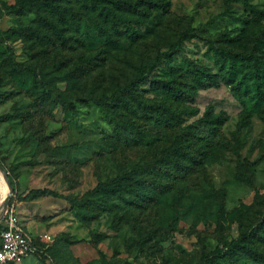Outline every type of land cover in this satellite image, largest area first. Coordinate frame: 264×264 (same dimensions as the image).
Returning a JSON list of instances; mask_svg holds the SVG:
<instances>
[{"label":"rangeland","instance_id":"1","mask_svg":"<svg viewBox=\"0 0 264 264\" xmlns=\"http://www.w3.org/2000/svg\"><path fill=\"white\" fill-rule=\"evenodd\" d=\"M163 1L169 3L166 11L148 8L147 16L130 22L140 36L134 43L119 32L108 37L115 31L113 25L104 21L91 0L85 6L79 3L71 29L81 40L64 50L35 38L31 29L40 34L44 30L32 12L17 16L8 12L16 0H0V160L4 165L0 164L14 181L8 206L20 221H33L32 234L37 241L46 234L52 239L45 256L10 264H197L202 252L236 237L239 229L256 227L264 218V205L256 200L264 196V103L236 97L230 85L220 80L216 87L193 92L187 104L197 114L182 115L178 128H160L147 115L134 112L128 120L134 123L135 131H124V136L116 139L114 124L87 100L86 91L79 90L80 99L72 108H64L55 99L41 108L36 105L37 93L26 90L33 72L18 73L10 67L13 59L34 65L38 72L60 60L72 65L79 54L89 52L96 55L84 66L91 71L86 85L95 80L111 87L123 85L140 62L177 43L172 60L161 59L139 87L144 97L158 99L148 90L150 80L169 78L177 71V80L184 82L179 75L189 61L217 72V47L248 52L264 26V19L255 18L241 3L158 0ZM249 2L264 11V0ZM20 24L30 29H15ZM187 29L194 37L180 40ZM73 65L82 64L78 60ZM64 88L65 84H58L57 91ZM209 107L214 115L225 117L213 128L195 123ZM191 124L194 145L188 150L197 165H190L185 177L164 175L162 170L159 175H146L143 178L149 183L165 184L163 193L155 190L154 200L131 193L126 200L117 199L113 210L100 213L96 219L80 220V204L88 190L135 166H158L155 159L160 150ZM147 168L142 171L147 172ZM32 188H48L59 196L20 203V195ZM219 190L225 193L221 219L214 196ZM8 195L9 187L0 172V212ZM239 207L250 208L243 219H230L228 214Z\"/></svg>","mask_w":264,"mask_h":264},{"label":"trees","instance_id":"2","mask_svg":"<svg viewBox=\"0 0 264 264\" xmlns=\"http://www.w3.org/2000/svg\"><path fill=\"white\" fill-rule=\"evenodd\" d=\"M88 0H16L14 5L8 7V12L17 16H22L26 12L35 15L37 24L43 33H37L31 29V33L38 40H45L46 45L57 46L61 49H71L80 37L76 36L71 27L77 20L75 5H87ZM91 4L104 16V21H109L113 27V32L108 33V37L113 34L125 35L132 43L136 42L140 36L138 32L130 26L133 20L139 22L146 10H157L162 8L167 10L168 1L158 2V0H91ZM227 3H241L255 18L264 19V11H260L252 6L249 0H226ZM146 8V9H144ZM91 10L93 8L91 7ZM118 26L125 29L122 32ZM18 30H29V27H16ZM194 37L192 30H185L180 34V40H189ZM251 50L248 52L232 51L228 47L219 46L216 48L217 72H212L207 68L189 61L183 71L185 81H178V73L174 71L169 78L152 79L149 81V89L156 93L159 98L144 97L139 91V87L145 83L161 59L171 61L174 57L178 44L148 61H142L136 68V73L127 79L123 85L103 86L92 82L87 86V77L91 71H86L84 66L89 64L96 54L83 52L76 57L73 62H81L82 65H69L58 61L56 66H47L38 72L32 64L18 63L10 59V67L14 72L24 71L33 72V80L26 90L37 93L36 105H47L51 100H56L66 109L72 108L74 101L80 99L81 93L86 91L87 100L105 112L109 121L114 124V136L116 139L124 136V131H135V125L129 117V113L141 112L147 115L150 120L160 128L174 130L181 124L182 115L195 116L196 110L192 109L187 103L191 99L193 92L208 87L218 86L220 80L230 85L234 95L238 98L250 97L256 99V104L264 103V26L252 40ZM68 59V58H65ZM82 66V69H81ZM78 73L77 70H80ZM102 71H98L97 77L101 76ZM84 79V80H83ZM83 81V84L81 82ZM58 84H65L62 92L57 91ZM43 108V107H41ZM224 115H214L209 107L201 118L195 123H203L204 126L219 124L224 120ZM193 124L183 127V130L174 136L171 143L160 150L155 163L158 166L139 167L135 166L130 171L116 175L105 181L98 182L92 189L86 192L82 204H80V220L92 221L100 213L113 210L117 206V199L126 200L131 193L138 194L149 200L155 199V190L164 192L165 184L160 182H148L146 175H159V170L166 174H175L177 177H185L190 169V165H197L191 152L188 150L194 145L192 139ZM142 136L143 131L141 132ZM200 153V150H199ZM2 165L3 162L0 160ZM247 166V165H246ZM147 168V172L142 171ZM9 173V172H8ZM243 176V175H242ZM9 177V176H8ZM245 179V177H244ZM14 186V181L11 180ZM58 197L59 194L48 188H32L20 195V201H32L41 197ZM217 199V212L219 218L224 217V197L223 190L214 193ZM258 203L264 205V196H258ZM250 207H239L230 214V219H243L247 209ZM225 219V218H224ZM0 223V231L2 229ZM140 241H144L143 239ZM39 243V242H38ZM41 246L43 244L39 243ZM46 254L49 248L45 250ZM190 264V263H185ZM197 264H264V218L256 226H246L239 229L236 237L221 240L220 243L209 252H202Z\"/></svg>","mask_w":264,"mask_h":264},{"label":"built area","instance_id":"3","mask_svg":"<svg viewBox=\"0 0 264 264\" xmlns=\"http://www.w3.org/2000/svg\"><path fill=\"white\" fill-rule=\"evenodd\" d=\"M0 223L3 226L0 231V264L46 255L45 250L52 240L51 236L46 234L37 241L36 237L23 227L12 207L7 206Z\"/></svg>","mask_w":264,"mask_h":264},{"label":"water","instance_id":"4","mask_svg":"<svg viewBox=\"0 0 264 264\" xmlns=\"http://www.w3.org/2000/svg\"><path fill=\"white\" fill-rule=\"evenodd\" d=\"M0 171L3 173V175H4V177H5L6 181H7L8 187H9V195L6 197V199L4 201L3 209L0 212V222H1V220L3 218V215H4V212H5V210H6L7 206H8L9 198L12 195L14 188H13V186H12L8 176H7L8 173L4 170V168H3V166L1 164H0Z\"/></svg>","mask_w":264,"mask_h":264},{"label":"crops","instance_id":"5","mask_svg":"<svg viewBox=\"0 0 264 264\" xmlns=\"http://www.w3.org/2000/svg\"><path fill=\"white\" fill-rule=\"evenodd\" d=\"M36 200H38V199H35V200H32V201H20V203H22V204H31V203L35 202ZM20 222L22 223L23 227L28 232H30L32 234V231H33V221L32 220H29V219L23 218V221H20Z\"/></svg>","mask_w":264,"mask_h":264},{"label":"bare ground","instance_id":"6","mask_svg":"<svg viewBox=\"0 0 264 264\" xmlns=\"http://www.w3.org/2000/svg\"><path fill=\"white\" fill-rule=\"evenodd\" d=\"M1 172V171H0ZM2 173V172H1ZM3 174V173H2ZM4 176V175H3ZM5 178V177H4ZM7 182V181H6ZM8 185V184H7ZM3 205H4V203H3ZM2 209H3V206H2ZM2 209H1V211H2Z\"/></svg>","mask_w":264,"mask_h":264}]
</instances>
